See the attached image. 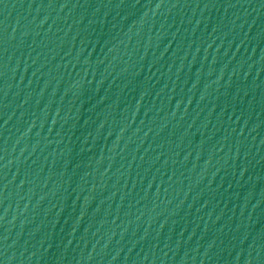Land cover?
Wrapping results in <instances>:
<instances>
[{"label":"water","instance_id":"obj_1","mask_svg":"<svg viewBox=\"0 0 264 264\" xmlns=\"http://www.w3.org/2000/svg\"><path fill=\"white\" fill-rule=\"evenodd\" d=\"M0 264H264V0H0Z\"/></svg>","mask_w":264,"mask_h":264}]
</instances>
